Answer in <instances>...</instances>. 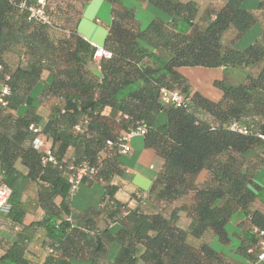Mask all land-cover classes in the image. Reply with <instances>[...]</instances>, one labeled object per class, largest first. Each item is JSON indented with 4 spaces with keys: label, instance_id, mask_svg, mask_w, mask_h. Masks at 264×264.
<instances>
[{
    "label": "trees",
    "instance_id": "1",
    "mask_svg": "<svg viewBox=\"0 0 264 264\" xmlns=\"http://www.w3.org/2000/svg\"><path fill=\"white\" fill-rule=\"evenodd\" d=\"M88 1L45 0L46 24L0 0V92L9 89L0 104V183L11 190L6 228H16L12 240L0 235V264H264L257 247L264 211L254 205H264V0L254 9L245 0H211L200 15L192 0H146L161 15L145 27L134 8L105 0L111 19L103 47L111 55L98 64L95 46L77 31ZM193 67L221 68L212 81L217 98L192 90L180 69ZM243 67L240 82L226 81ZM162 86L184 94L186 104L161 103ZM141 121L144 145L162 164L147 191L121 201L118 142ZM232 122L248 132L231 130ZM37 136L49 141L57 164L42 163ZM82 162L94 173L79 186L100 185L102 197L74 213L79 186L71 194L67 177ZM27 182L37 186L35 199H22ZM32 203L40 214L24 225ZM235 215L236 243L227 231ZM212 239L233 248L216 250Z\"/></svg>",
    "mask_w": 264,
    "mask_h": 264
},
{
    "label": "crops",
    "instance_id": "2",
    "mask_svg": "<svg viewBox=\"0 0 264 264\" xmlns=\"http://www.w3.org/2000/svg\"><path fill=\"white\" fill-rule=\"evenodd\" d=\"M122 3L127 7H132L135 10V14L137 16L138 12L140 10H149L152 13V18L156 15H161V12L157 11L151 4H147V1H141V0H121ZM180 1H189V0H180ZM196 2L197 4V15H200L201 11L204 9V7L211 2V0H204L202 4L198 2V0H192ZM128 2L129 4H126ZM247 0L243 2L246 3ZM258 0H253V4L250 7H246L249 9H254L257 6ZM107 4L108 2L105 0H89L82 11L81 18L79 19L77 23V31L78 33L87 40L91 45H102V40L100 38V33H98L99 24L104 25L106 28L107 33V27L110 22L111 16H110V4H109V16L106 22L101 23L99 22L97 15L100 12L102 8H104V4ZM85 17L88 18H94L93 24H84L83 31H80L79 25L81 23L82 18ZM151 18V19H152ZM150 19V20H151ZM140 22V26L142 27L143 21L138 18ZM149 20V21H150ZM253 30H256L254 28ZM255 34H257V31H255ZM105 39V38H104ZM104 42V40H103ZM180 71L187 77L190 84L194 87V90H199L203 93H205L208 96L211 97H218L219 92L214 89L213 91H202L200 84L197 80H195V72H201L203 75V81L206 84V81L208 80L209 83H211L215 79H220V76L222 75L221 68H215V69H208V68H202V67H193V68H181ZM37 112L42 116L43 119H45L48 115V110L43 107L39 106ZM47 145H49V141L46 140ZM122 167H123V175L122 180H120V189L116 194V198L121 201H127L129 200V196L131 193H139V192H145L149 189L151 182L153 178L155 177L157 171L159 170L162 159L159 157L152 149L145 147L144 145V138L143 136H134L130 140V150L127 154L123 155L120 154L119 157ZM16 166L21 170L22 174L24 175L26 170L25 168L16 162ZM203 176V173L200 174V176ZM37 193V186L34 182H27L24 190L22 191V199L25 200L26 198L30 197L32 199H35ZM102 197V188L100 185H92L88 186L85 184H81L79 186L78 191L73 195V211L74 213H77L76 211L79 209H83L87 207L88 205L96 206L99 204L100 199ZM61 200V197H57L55 199V203L58 204ZM132 203V202H130ZM254 205L261 210L264 211V205L260 202H254ZM35 206V207H34ZM30 209L26 212L24 217V225H29L30 223H33L40 214V207H38L35 203L30 204L28 207ZM5 212L0 213V235L7 237L8 239L12 240L14 237V230H9L6 228V220L4 218ZM233 225V233L235 232V235L239 236V238H236L233 235V237H230L233 242L240 240L242 237L241 227L239 226L240 219L235 221V223H232V220L230 221ZM1 254V251H0ZM113 257V254H112ZM111 259V258H110Z\"/></svg>",
    "mask_w": 264,
    "mask_h": 264
},
{
    "label": "built area",
    "instance_id": "3",
    "mask_svg": "<svg viewBox=\"0 0 264 264\" xmlns=\"http://www.w3.org/2000/svg\"><path fill=\"white\" fill-rule=\"evenodd\" d=\"M11 3L17 5L19 8L24 9L27 11L28 16L27 19L32 22H39V23H49V18L47 13L45 12V0H34L31 3H27L24 0H9ZM95 46V45H94ZM110 52L107 51L103 46H95L93 60L95 64H98V61L102 58H109ZM9 95V89L7 85H3L1 87L0 92V104L5 105L7 100L6 97ZM159 100L163 104L171 105L174 107H182L186 104L187 97L179 92L178 90L169 89L164 86L159 88L158 92ZM29 130L34 134L41 133V126L31 123L29 125ZM231 130L246 134L248 129L246 126H241L237 122H232L229 126ZM146 133V126L141 121L137 123L134 129H131L128 132L122 134L119 142H118V152L119 154H127L130 150V140L134 136H144ZM261 141L264 144V133L258 135ZM109 143V142H108ZM32 145L35 149L39 150L42 149L44 152L42 163L52 162L53 164H57L51 149L47 144L40 138L35 137ZM72 172L68 175L67 180L69 183V191L71 194H74L77 191V188L85 177L91 178L94 169L89 167L85 162L77 164L74 168H72ZM11 194V190L8 185L4 182L0 183V213L7 211L9 207V197ZM254 231L257 232V228H254ZM259 239L257 241V247L259 250L258 260L264 259V237L262 232H259ZM50 251H52L50 249Z\"/></svg>",
    "mask_w": 264,
    "mask_h": 264
},
{
    "label": "rangeland",
    "instance_id": "4",
    "mask_svg": "<svg viewBox=\"0 0 264 264\" xmlns=\"http://www.w3.org/2000/svg\"><path fill=\"white\" fill-rule=\"evenodd\" d=\"M203 1L204 0H198V2L200 4H202ZM204 3H205V1H204ZM126 4H129V3L126 2ZM252 4H253V0H247V2L243 4V6L244 7H250V6H252ZM108 14H109V4L108 3L107 4L105 3L104 4V8H102L100 10V12L98 13V15H97V18H98L99 22H101V23L104 22L105 23L106 20L108 19V16H109ZM136 17L137 18H140L144 22L143 25H142V27H145L146 24L149 22V20L152 18V13L149 10H144V11L140 10L138 12V14H137ZM93 22H94V18H91L90 19V18L84 16V19L82 18L81 23L79 25L80 31H83L84 30L83 29L84 24H87V25L89 23L90 24H93ZM98 33H100V38L102 40L101 42H102V45H103V40H104V38L106 36V28H105L104 25H100L99 24ZM95 46H100V45H97L96 44ZM248 68L249 67L232 68L226 74V81L228 83H230V84H236V83L240 82V80L242 79V77L244 76V74L248 70ZM202 78H203V75L201 74V72H195V80H197L199 82L198 84H200L201 89H203L202 91H208V90L209 91L210 90L213 91L214 89L212 88L213 87L212 86V82L209 83V81L207 80L206 81V84H205ZM220 78H222V75L220 76ZM191 87H192V90H194V87L192 85H191ZM203 178L204 177L202 175L199 176V180H203ZM149 209L156 210L153 207H149ZM237 220H239V217L237 215L233 216L232 223H235V221H237ZM233 230H234L233 229V225L231 224V222H229V224L227 225V231L231 234V237H233V235H232ZM234 236L236 238H239V236H237L235 234H234ZM207 239L209 240L210 237L207 236ZM187 242L189 244L193 245V246H197L200 243V241L198 239H195V238H193L191 236H188L187 237ZM234 243H236V242H234ZM211 245L216 250L224 251L225 253H228L230 251V249L233 248L232 245H224V244L220 243L216 239L215 240L214 239L211 240Z\"/></svg>",
    "mask_w": 264,
    "mask_h": 264
}]
</instances>
